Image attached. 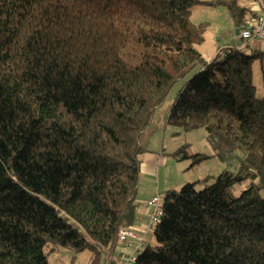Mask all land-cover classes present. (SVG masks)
I'll return each mask as SVG.
<instances>
[{
    "label": "trees",
    "instance_id": "obj_1",
    "mask_svg": "<svg viewBox=\"0 0 264 264\" xmlns=\"http://www.w3.org/2000/svg\"><path fill=\"white\" fill-rule=\"evenodd\" d=\"M218 4L239 29L255 16L238 0H0V264H49V245L114 264L136 218L140 135L196 65L166 123L203 128L237 168L165 191L135 264H264V95L252 81L264 51L239 36L204 57L206 24L190 16Z\"/></svg>",
    "mask_w": 264,
    "mask_h": 264
},
{
    "label": "rangeland",
    "instance_id": "obj_2",
    "mask_svg": "<svg viewBox=\"0 0 264 264\" xmlns=\"http://www.w3.org/2000/svg\"><path fill=\"white\" fill-rule=\"evenodd\" d=\"M238 3L251 10L256 9L257 11L255 10V12L260 10V6L264 9V0H238ZM190 17L195 23L206 24L203 42L195 45L197 49H202L204 52L208 53H214L218 45L222 47L225 46L227 42H236L238 40L234 33V23L231 20L229 10L225 5H219L216 7L208 5L195 6L192 9ZM227 32H229L228 35H226ZM258 45H261V48L264 51V40H259ZM247 53L250 54L251 51L247 50ZM199 69L200 66L196 65L183 79L177 81L171 87L162 106L156 110V120L160 117L159 113H162L167 106H170V104L173 103L178 90L182 88L184 82L192 78ZM252 73V81L255 86V96L261 97L264 95V53L253 58ZM156 130H158V132ZM155 133H157L159 137H157ZM162 133L163 150L166 152V155L170 152L173 153L182 145H186V151L190 154L200 152L208 155L205 160L193 166H191L190 158H182L180 155L177 160L169 159L167 165L162 166L164 168H160V173L157 178L163 183L165 181L170 182L171 185L169 186L175 190H178L184 184L191 182H195V188L200 190L211 185L215 181L216 175L223 168L231 170L237 168L236 157H234V155L229 160L221 159L218 156L213 146L207 141L206 132L203 128L186 131L179 127L167 125L163 129L162 127L157 126V123L155 122L150 123L140 135L141 145L143 147L149 146V148L157 145L158 148L161 143ZM233 154L236 156H242L243 153L240 150H235ZM155 178H153L154 182H156ZM140 181L142 184V180ZM251 182L252 179H246L241 183H236L232 187L233 194H240V192L247 188ZM261 194H264V191H262ZM69 222L76 226L74 221L69 220ZM147 233L148 234L144 239L145 245H153L155 243L153 228H150ZM45 251L47 252V260L49 264H89L91 255L88 250L75 252L71 248L60 245H49L45 248ZM99 264H102V262Z\"/></svg>",
    "mask_w": 264,
    "mask_h": 264
},
{
    "label": "crops",
    "instance_id": "obj_3",
    "mask_svg": "<svg viewBox=\"0 0 264 264\" xmlns=\"http://www.w3.org/2000/svg\"><path fill=\"white\" fill-rule=\"evenodd\" d=\"M222 4L218 5H208V6H219ZM256 9L252 10L255 14V16H252V19L248 21V23H252L255 21V19L264 13V9L260 6V10L258 12H255ZM257 11V10H256ZM235 30L238 28L237 26L234 25ZM239 29V28H238ZM229 32L226 33L228 35ZM236 35V38H239V34L234 32ZM227 39V38H226ZM234 42H227L225 44L229 45ZM221 46H217L214 53H208L204 52L202 49H198L206 59H210L213 56L216 55L218 48ZM261 48L262 46L259 45ZM262 49V48H261ZM162 106V105H161ZM159 106L158 108H160ZM172 104L170 106H167L165 110L162 111V113H159L160 117L156 120L155 119V114H156V109L154 111L152 121L151 123H157V126L162 127L163 129L168 125L166 123V119L168 116V113L170 111ZM158 132V130H156ZM164 133V132H163ZM163 133L161 135V143L160 146L157 148V145L152 146L149 148V146L144 147L145 151H143L140 155V177H139V182H138V189L136 193V198L135 201L137 203V208H136V218L134 223L130 226L135 234L139 237H145L147 236V232L150 228H148V220L150 218V215L152 213V206L148 205L146 202L155 194L160 195L163 197V193L167 190H172L171 188V183L165 181L164 183L161 182L157 177L159 176L160 173V168L162 166L167 165L168 160H177L178 157H174L171 155L172 152L166 155V152L163 150ZM157 137L159 135L155 133ZM174 151V150H173ZM164 168V167H162ZM156 177V178H155ZM153 178L156 179V182H154ZM142 180V184L140 183ZM140 186V187H139ZM164 191V192H162ZM162 192V193H161ZM134 243V241H133Z\"/></svg>",
    "mask_w": 264,
    "mask_h": 264
},
{
    "label": "built area",
    "instance_id": "obj_4",
    "mask_svg": "<svg viewBox=\"0 0 264 264\" xmlns=\"http://www.w3.org/2000/svg\"><path fill=\"white\" fill-rule=\"evenodd\" d=\"M239 36L243 39L264 40V13L259 15L250 25H242L239 29ZM162 201L163 198L155 194L146 202L152 206L148 228H153L160 221L163 212ZM118 239L114 264H135L137 255L145 246L144 238L137 236L130 226H126L119 229Z\"/></svg>",
    "mask_w": 264,
    "mask_h": 264
},
{
    "label": "water",
    "instance_id": "obj_5",
    "mask_svg": "<svg viewBox=\"0 0 264 264\" xmlns=\"http://www.w3.org/2000/svg\"><path fill=\"white\" fill-rule=\"evenodd\" d=\"M235 32L238 34V33H239V29L237 28V29L235 30Z\"/></svg>",
    "mask_w": 264,
    "mask_h": 264
}]
</instances>
